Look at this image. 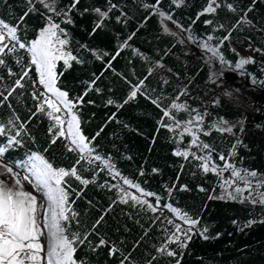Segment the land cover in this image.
Wrapping results in <instances>:
<instances>
[{"label": "trees", "instance_id": "trees-1", "mask_svg": "<svg viewBox=\"0 0 264 264\" xmlns=\"http://www.w3.org/2000/svg\"><path fill=\"white\" fill-rule=\"evenodd\" d=\"M219 1L223 4L232 3L236 11H222L219 8L215 13L200 15L197 18L207 6L208 0H184L179 7L171 0H160L159 7L170 13L182 26L190 27L191 31L200 37L213 33V25L224 22L229 17L235 25L229 32L230 38L237 43L247 38L264 52V0ZM34 3L40 11L29 13L21 23L19 18L28 7L27 0H0V17L11 24H18L19 35L28 41L36 36L37 30L45 23L40 13H46V10L39 3ZM71 3L72 0H59L58 8H65ZM111 3L116 4L117 8L109 13V18L104 20L103 25L94 34L93 29L99 18L91 10L97 7L107 10L108 0H80L78 10L72 12L74 24L62 25L68 30L71 47L85 44L100 53H109L103 60H98L90 52L81 49L85 63L73 62L70 68H65L61 61L57 64L58 73L63 72V75L59 76L58 85L72 97L84 94L88 82L95 78L93 74L99 76L93 89L84 96L83 105L78 108L83 133L89 139L95 137L92 144L96 152L110 158L122 176L159 195L162 205L171 203L181 212L199 219L198 229L207 226L210 239H203L197 232L188 242L187 248L177 249L183 253L181 264H264V223L260 222L264 220V206H249L228 199H209V196H219V178L213 173H202L196 167L197 161L189 162L175 156L173 152L178 145L174 143V134L159 126L162 111L152 100L156 99L162 107L170 106L179 93L176 85L162 84L154 74L149 75L146 61L134 54L130 48H124L111 62V68L105 70L106 62L115 54L118 44L135 33L128 41L129 45L147 57L161 60L168 65L191 94V97H185V100L190 106H198L203 96L202 88L208 79L207 66L194 57H185L184 61L175 58V55L180 53V45L173 36L163 33L157 14L143 7L142 3L151 4L155 3V0H111ZM84 9L89 11L84 12ZM241 13L245 14L255 27L244 23L240 19ZM117 17H120V22H117ZM206 20H211L212 23L206 24ZM225 35L222 30L218 32L219 37ZM223 50L232 59L236 58V54L229 51L226 44ZM17 57H23L20 64L16 62ZM7 60L12 71L19 74L22 72L21 65L29 63V54L21 49L18 53L9 55ZM246 68L260 82H264V65L251 63ZM7 71V68H0V76L3 77V80H0V91L5 95L17 78L9 77ZM29 80L38 81L34 66ZM140 81H143V94H139L122 108L118 109L115 105L106 103L108 99L123 102L131 90V85ZM97 88L99 91L95 90ZM36 90L43 89L37 84ZM31 91V87L26 90L17 89L9 97V102L20 121L26 122L28 134L22 137L23 146L10 149L2 159L15 162L24 158L30 151H40L55 167L71 168L78 159L77 152H69L63 139L57 140L55 144L50 143L52 137L48 129L51 121L44 115L32 116L36 102L29 94ZM221 104L223 109L215 110L220 116L242 118V125L234 128L235 132L240 133L239 139L242 143L237 145L235 153L229 156L236 140L231 135L212 131L207 141L215 149L214 157L217 158L219 153H223L238 168L256 171L264 177V84L260 83L252 111L248 114H244L232 103L221 101ZM10 117L12 110L6 105L0 106V121L6 123ZM184 140L186 141V137ZM45 149L48 151L45 152ZM78 167L85 178H92L98 171L96 166H87L83 162ZM153 169L158 171L153 172ZM95 176L96 183H90L86 188L78 181H71L72 188L77 191L82 188L84 190L79 198L70 191V201L75 200L70 206L79 215L68 225V234L91 232L88 240L77 246L76 258L83 264H121V260L130 254V260L125 261V264H149V261L151 264H175L174 258L161 256L156 250L165 239L166 223L155 219V216L140 206L119 203L114 192L105 184L115 182L106 169L99 171ZM185 185L188 190H180ZM200 188L206 191H200ZM169 189H172L171 196ZM151 200L155 201V197ZM109 206L111 211L107 212L104 221L92 231V225ZM250 220H255L256 223L244 227ZM100 238L107 240L109 245L92 251V247ZM112 245L120 251L114 256H109V247ZM170 247L176 248V245ZM153 256L157 259L152 260Z\"/></svg>", "mask_w": 264, "mask_h": 264}, {"label": "snow or ice", "instance_id": "snow-or-ice-1", "mask_svg": "<svg viewBox=\"0 0 264 264\" xmlns=\"http://www.w3.org/2000/svg\"><path fill=\"white\" fill-rule=\"evenodd\" d=\"M46 10V13L41 12L40 15L44 18V25L37 30L36 36L30 41L25 40L18 35L19 25L10 24L4 19H0V68H7L9 77L16 76L13 81V86L7 90V95L0 91V106H7L12 110V117L7 122L0 121V137H4L3 143H0V264H83L79 261L75 253L77 246L83 244L88 240L91 232H74L68 234V225L72 220L79 215L70 205L75 203V200L70 201V191L79 198L83 193V188L77 191L71 187V181H78L80 185L86 188L90 183H96L95 175L99 171L105 169L109 171L114 170V165L110 158L101 156L96 152L92 140L89 139L82 130L81 119L78 108L84 103V96L88 91L93 89L99 76L94 75V79L88 82V86L83 95L72 97L69 92L63 90L58 85L59 76L63 72L57 71V64L59 61L63 62L65 68H70L72 63L83 64L85 60L81 54V49L90 52L98 60H103L109 53H100L98 50L90 49L85 44H80L78 47H71L72 41L68 30L62 25H72L74 20L72 18L73 10H78L77 5L80 0H72V3L65 8H58L59 0H36ZM109 7L107 10H102L100 7L92 9L98 17L96 26L93 29V34L99 29L104 20L109 18V13L117 8L116 4L108 0ZM173 4L180 6L184 0H172ZM160 0H155V3H144L145 10L151 9L153 14H158L162 21H172L171 14H166L159 10ZM28 7L24 15L19 18L22 23L29 13H37L40 10L36 8L33 0H27ZM222 6L218 0H208L207 6L198 14L200 15L212 14ZM226 7L235 12L236 8L232 3H226ZM251 11V8L248 9ZM89 9H84V12ZM83 15V13H81ZM123 16L124 13L122 12ZM147 19V18H146ZM117 22H120V17H117ZM173 23H175L173 21ZM206 24H211V20H206ZM179 27V25H177ZM223 27V26H221ZM163 31L168 32L167 24H164ZM135 33L130 35L117 48L114 55L106 62V69L111 68V62L120 55V52L127 47H130L128 41L132 39ZM211 37H209V40ZM227 39V37H225ZM206 52L209 54V61H218L222 66L218 73H213V76L222 78L224 69L231 71H239L241 75L245 74V65L253 63L251 56L243 57L232 65L231 62L225 60L220 53L218 47H213L205 43L203 45ZM25 50L29 54V63L21 65L22 72L17 74L8 66L7 57ZM135 54L142 55L139 50H133ZM240 56V53H236ZM147 59V57H144ZM23 57H17L16 62L20 64ZM32 66L38 74L37 80H29ZM102 75V73H101ZM151 75V69L149 70ZM0 80L3 77L0 76ZM215 82V80H213ZM253 84L258 82L253 79ZM130 83V82H129ZM37 84L43 89L38 91ZM143 81L138 84L131 85V90L123 102H117L112 99L107 100L108 105H115L118 109L134 100L141 93V86ZM28 87L32 88L29 93L32 100L36 102L35 111H32V116L44 115L51 121L49 125V135L52 137L51 144H55L57 140L63 139L67 141L65 145L69 152H77L78 159L71 168L55 167L53 163L46 158L40 151H30L26 158L15 162H6L2 159L10 149L24 145L22 137L27 135L26 122L20 121L19 116L16 115L13 105L9 102V97L17 91V89L26 90ZM99 91V89H95ZM228 94V93H226ZM188 95L187 91H182L168 107H162L161 104L153 99L152 103L156 107L161 108L162 118L158 121L159 126L166 128L169 132L176 134L178 139H174V143L178 147L173 154L182 157L185 161H197L196 167L204 174L213 173L218 178L222 176L224 171L231 170V176L222 179L220 187L227 193V198L237 199L242 196L245 191L247 196H243L241 202L248 201L252 204L264 205V178L256 179L258 174L256 171L245 170L242 174L230 162L228 158L219 153V160L225 161L223 166L218 165L213 153L215 149L212 145L204 142L201 136H209L215 130L221 134H233V127L231 123L222 118L214 121L212 124H205V118L209 113L201 111L197 108L191 107L187 102H178L180 96ZM218 102V101H217ZM92 103V101H89ZM31 111V110H30ZM179 113H185L186 119L180 120ZM115 114H113L114 118ZM167 120V123L165 122ZM159 130V129H158ZM241 132L243 128L241 127ZM102 131V129H101ZM99 135V133H97ZM185 136L189 140L184 144ZM33 139V137H30ZM242 141L237 138L236 143L232 145L229 156L235 153L237 145ZM184 144L183 149L179 147ZM48 151L47 149L44 150ZM88 163L90 166L95 162L98 171L92 178H85L81 175L79 165L81 163ZM100 165H103L101 168ZM183 168V165H181ZM158 171L153 169V172ZM141 175L143 172L141 171ZM119 171L113 172V178L119 177ZM122 184L127 185L128 188L135 189V193L128 191L121 185H108L109 190L117 189V199L119 203L129 204L133 206L139 205L141 208H147L152 213L163 214V209H168L175 215L176 219L165 218L166 224L171 227L164 228L165 239L162 244L156 249L161 256H168L175 259V264H181L183 253L178 252L177 249H185L188 247V242L191 241L193 235L198 234L205 240L210 239L207 235L209 229L207 226L199 228V219L189 216L186 212H181L171 204L161 205V197L155 193L145 191L141 188L139 183L129 180L126 177H121ZM243 183V187L240 183ZM30 185L32 189L42 195L38 197L33 191H29L27 186ZM237 195H233L228 191V188H233ZM105 187V185H99ZM175 187V186H173ZM180 190H188L187 186H182ZM169 196H171L172 189H169ZM200 191H206L200 188ZM138 193L139 195H137ZM142 197H155V203L149 202ZM209 199H225V195L209 196ZM116 201H113L115 203ZM91 204L92 202L89 201ZM111 211V206L104 210L103 214L92 225V231H95L104 221V216ZM155 219H160L156 216ZM182 221V223L176 222ZM264 223V220L260 221ZM235 224L236 221H233ZM256 223L255 220H250L244 227H250ZM147 235V232H145ZM219 236V234H217ZM44 237L47 243H43L41 238ZM176 245V248H171L170 245ZM109 242L100 238L98 243L92 247V251H96L100 247L108 246ZM120 250L112 245L109 247V256L116 255ZM157 259L153 256L152 260ZM130 260L129 256H125L121 260V264ZM151 264V261H149Z\"/></svg>", "mask_w": 264, "mask_h": 264}, {"label": "rangeland", "instance_id": "rangeland-1", "mask_svg": "<svg viewBox=\"0 0 264 264\" xmlns=\"http://www.w3.org/2000/svg\"><path fill=\"white\" fill-rule=\"evenodd\" d=\"M33 2H36V0H33ZM218 2H220V1L218 0ZM142 4H144V3H142ZM221 4H222V6L220 7V9L222 11H230L226 7V3L225 4L221 3ZM159 10L165 12L166 14H170V13L164 11L163 9H161L160 7H159ZM157 16H158L159 22L161 24L162 31H163L164 24H167V27L169 29L168 32L163 31V33H166V34H169V35L173 36L175 41L180 45V53L175 55V58L180 60V61H184L185 57H188V56L194 57V58H197L200 61H202V63L204 65H206L207 68H208V79H207L206 85L202 88L203 96L200 98L201 104H199L198 106H191V107L197 108V109H199L201 111H205L206 110L209 113V115L206 116V118H205L206 126L212 124L214 121H216V120H218L220 118H222L223 120H226L229 123H231L232 125H234V127H233L234 135L233 134H229V133H224V134L231 135L235 140H237V138H239V136H240V133L239 132H235L234 128L235 127H240L242 125V123H243L242 118L239 117V116H233L232 118H226L224 116H220L217 112H215V110L216 109H223L221 101H226V102L234 104L244 114L250 113L252 111L253 100H254L255 94H256L257 90L259 89V87H260V83L253 84L252 81H253V79H255L256 81L260 82V80L258 78H256L254 76V74H252L251 72H249L247 70L246 66L248 64L245 65V69H244L245 74H243V75H241L239 71H231V70L225 68L224 69V75H223L222 78H217L216 76H213V73H218L222 66L219 64L218 61H215V62H210L209 61V54L204 49L203 45L205 43H207L210 46L218 47L220 53L224 56L225 60L231 62L232 65H234L241 58V56H243V57L251 56L253 61H254L253 63H257L258 65L263 66L264 65V52L259 50L258 48H256L251 43V41L249 39H247V38H243L242 42H240V43L234 42L230 38L229 32L235 28V25H233L231 23L229 17H227L224 22H220V23L214 24L213 27H212L213 33H211V34H209L207 36L200 37V36L195 35L191 31L190 27L186 28V27L182 26L180 23L176 22L173 18H172V21H162L158 14H157ZM0 19H2V18L0 17ZM240 19L244 23H246L248 25H251L252 27H255L248 20V18L246 17L245 14L241 13ZM173 21L175 23H173ZM177 25H179V27ZM221 26H223V27H221ZM221 30L226 33V35L224 37H219L218 36V32L221 31ZM258 32L260 34H262V32L260 30ZM18 35H19V33H18ZM262 35H263V38H264V34H262ZM209 37H211L210 40H209ZM225 37H227V39H225ZM121 43H119L118 46H120ZM225 44H226V46H227L229 51H231V52H233L235 54L238 52V53H240V56H238L236 54V58L232 59L223 50ZM127 48L132 49V51L134 49H136V48H133L131 46L127 47ZM133 53H134V51H133ZM140 53H142V52H140ZM138 56L142 60L146 61L147 71L149 72V70L151 69V74H154L156 79L158 81H160L162 84L171 83L173 85H176V87L179 90L178 95L182 91H185V90L187 91L188 95L180 96V99H179L178 102H185L186 101L185 97H191V94H190L189 90L187 89V87L180 82V80L178 79L177 75L172 71V69L168 65L163 63L161 60L151 59V58L147 57V55L144 54V53H142V55H138ZM144 57H147V59H145ZM37 76H38V74H37ZM213 80H215V82H213ZM141 92H142V86H141ZM226 93H228V94H226ZM173 100L171 101V103L173 102ZM187 104L189 105L188 102H187ZM178 118L180 120H184V119H186V114L185 113H179L178 114ZM165 122L167 123V120H165ZM213 131H215V130H213ZM173 134H174L175 138L178 139L176 134L175 133H173ZM185 137H186V141L184 140V144H186L187 141L189 140V137H187V136H185ZM207 137L208 136H201V139L204 142L208 143V141H207L208 138ZM3 139L5 140L4 137H3ZM4 140H2V138L0 137V143H3ZM65 142L67 144V141H65ZM184 144H180L179 147H181V149H183ZM25 158H26V155L24 156V158L17 159L16 161H20V160H23ZM213 158H214L215 162L218 165H220V166H223V164L225 163V161L219 160V156L217 158H215L214 155H213ZM228 162H230V161L228 160ZM84 164H86L87 166L89 165L88 163H84ZM97 164H99V162H95L93 165L96 166ZM93 165H91V166H93ZM232 165L237 170H240L242 174L244 173L245 170H242V169L238 168L234 164H232ZM100 167L102 168L103 165H100ZM107 171L113 177V172L117 171V169L114 166V170L113 171H109V170H107ZM230 176H231V170H228V171H224L222 173V176L219 177V182H218L219 192L218 193H219V195H221V194L225 195V199L233 200V199L227 198V193L224 192L223 189L220 187L222 179L225 178V177H230ZM121 177H124V176L121 175L119 177H115L114 178V180H115L114 183H105V184L106 185L117 184V185H121V186H123L125 188H128L127 185H123L122 184ZM0 178H2V177H0ZM262 178H264V177L258 174L256 179H262ZM95 179H97V176H95ZM239 183H240V186L243 187V183L242 182H239ZM234 187H235V185L233 186V188H228V191L232 192L233 195H237L234 192ZM141 188H143V187H141ZM27 189L29 191H33L34 194H36L38 197H40L42 195L41 193L36 192L34 189H32V187L30 185L27 186ZM112 191L114 192L115 197L117 199V189H112ZM128 191L135 193V189H132V188H128ZM145 191H147V190H145ZM261 191H264V188H261ZM136 194L139 195L138 193H136ZM247 195H248V192L245 191L242 196H239L237 199H235L233 201H237V202L242 203L241 199L243 198V196H247ZM142 198L143 199H147L149 202L155 203V201L151 200L152 197H142ZM167 204H171V203H167ZM243 204H246V205H249V206L254 205V204H252V203H250L248 201L243 202ZM257 205H259V204H257ZM137 206H139V205H137ZM172 206L175 207L174 205H172ZM262 206H264V205H262ZM175 208H177V207H175ZM144 209L150 215H153L155 217L159 215L160 216V220L165 222V223H166V219L165 218L176 219L175 215L173 213H171L168 209H163V214L162 215L160 213H155L154 214L150 210H148L147 208H144ZM176 222L182 223V221H180V220H176ZM167 227L170 228L171 226L167 225ZM41 240H42L43 243H45V244L47 243V241L45 240L44 237H42Z\"/></svg>", "mask_w": 264, "mask_h": 264}]
</instances>
